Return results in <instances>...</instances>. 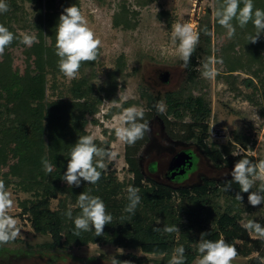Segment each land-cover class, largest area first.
Segmentation results:
<instances>
[{
    "label": "rangeland",
    "instance_id": "rangeland-1",
    "mask_svg": "<svg viewBox=\"0 0 264 264\" xmlns=\"http://www.w3.org/2000/svg\"><path fill=\"white\" fill-rule=\"evenodd\" d=\"M9 1L12 0H5L7 4H9ZM13 1L16 4V10L14 13L11 12L9 18L11 27L18 30L17 33L21 37L24 34L36 37V33L32 28L36 17L34 5L27 0ZM123 1H126L129 10L138 12L134 29L124 30L112 26V16L119 10V5ZM79 3L80 11L87 22V26L94 32L95 37L101 41L98 48L99 54L93 66L83 68L75 79H68L61 72L54 78L48 75L46 102L52 103L57 99L70 100L72 97L69 89L72 82L79 79H83L87 85L92 86L93 93L100 94L102 103L99 105L98 112L92 117L97 123H93L91 117H88V124L85 129L88 135L94 137V141L102 143L103 146L107 142L109 150L116 153L114 160L106 161L104 171L108 176L115 178L116 183L121 184V189L116 195L117 201L125 202L128 199L127 189L129 186L133 187V184L132 175L129 173L124 161V142L116 137L115 129L124 126L120 117L125 109L136 107L145 114L148 110L145 95L151 96L158 114L165 113L167 110L168 106L165 102V93L167 92L183 91L182 99L187 96L194 98L203 96L210 109L207 118L201 120L202 123L208 126L205 139L208 148L221 151L226 158L245 153L257 161L264 160V97L263 88L258 79L252 77L246 70L226 77L223 65L217 63L213 57L209 64L215 70L216 75L214 78H206L202 75L205 70L203 66L206 64L202 56L198 58L196 67L199 84L194 87L187 81L188 73L181 65L182 59L177 53L179 42L177 41V44L174 45L171 41L172 26L177 22L192 24L194 30L198 33L201 27L206 26L208 22H212V15L209 16L207 11L210 10L212 13L214 0H152L151 4L145 8H137L133 0H79ZM163 13H166V15H163V19H160L159 16ZM219 44L220 41L212 39L213 54ZM27 47L22 43L17 47L9 45L5 48L4 54L0 56V77L5 65L21 77L20 80L13 81L11 84L14 92L30 85L29 62H27L23 52ZM261 55L264 58V48ZM156 70L169 72L170 80L168 84L160 86L159 83L153 81L154 77L156 78L154 72ZM247 78L253 80L251 87L243 83V80H247ZM261 78L264 80V73L261 74ZM113 82L116 83V88L109 89L108 84H113ZM126 103L127 106L123 105ZM158 103L163 104V112L157 110L156 105ZM111 107L116 108L120 113H114L110 118H106L105 114ZM14 108L11 105L6 112L16 116L17 113L13 110ZM182 114L183 122L187 123L192 120L189 112H183ZM168 120L175 122L168 126L170 132L177 134L181 131V122L174 116H169ZM160 121V117L155 116L148 123L149 127L153 128L157 138H160L157 135L158 127L161 129L163 127ZM15 130H22L26 134L30 127L16 125ZM195 135L196 137L201 135L200 129L195 130ZM236 137L244 139L246 142L244 149L235 143ZM165 143L161 139L151 140L146 145L144 144L145 146H142L138 153L139 160L143 164V166L141 165L142 171L145 175L149 179L161 183H165V181L158 173H149L146 167L148 163L156 160L161 166L163 159L161 156L163 155L160 152L158 153V149L161 148L160 145ZM185 143L182 144H192L193 147L198 146L196 138ZM159 154L161 156L158 157ZM204 161L205 166L203 165V168L195 161L194 168L189 172V175L180 177L178 180L181 182L171 183L172 188H185L199 184L201 177H207L215 182L231 178L228 173L234 167V164L215 166L207 159ZM11 163L12 160L9 157L6 165L0 166V180L4 182L5 188L10 193V198L13 201V206L8 210V214L17 220L20 235L14 241L0 245V248H5L4 252L0 250V264H111L114 257L120 261H130L133 264L134 261L124 257L126 254L138 258L139 264H169L174 250L180 246H183V248L189 246L192 252L196 251L195 258L191 262V264H196L200 255L197 244L201 233H208L209 229H213L218 217L225 212L226 208L231 206V202L225 198V195L218 191L215 195L209 197L210 205L207 204L201 210L203 222L201 224L204 228L200 229L197 225H194L193 229H188L186 226L190 225V222L184 216H179V214H182L181 208L188 205L189 202L180 200L175 196L167 207L172 206L174 214L177 216V219L170 226L177 225L179 231L169 235V240L172 241L169 259H165L162 255L144 254L137 245L122 248L110 243H89L83 247L50 250L45 247L46 244L51 242L50 236L36 233L31 227L28 215H22L21 213L20 205L25 201L35 200V195L33 192L22 191L17 184V179L9 176L5 177V173L8 171L7 165ZM196 171H200V174L197 175L196 173L191 176V181H188L189 176ZM56 172L58 174V171L53 168L48 180L64 184L63 176L59 174L56 176ZM6 182H8V186H6ZM33 185L38 188L41 183L36 182ZM260 186L261 181L256 180L251 191L259 192ZM240 194L243 196V201L236 200V203L232 204L231 207L234 212L239 213L240 226L243 227L250 220L264 226V204L253 207L248 202V193ZM260 194L264 195V193ZM59 198L66 197L62 195ZM67 205L73 206L71 201L70 203L67 202ZM189 206L196 211L199 209L198 206L193 204H189ZM49 208L57 210L58 200L52 199ZM138 209L139 216L146 217L147 220L155 222L156 225L161 226L170 220V217L166 215V211L163 212L158 207L140 205ZM110 211V207L106 208L107 213ZM115 217L113 215L112 219L114 220ZM207 227L208 229H206ZM247 233L249 238L257 239L253 238V235L248 231ZM234 246H242L241 241H235ZM247 247H249V244ZM255 256V252L249 257L237 256L231 264H245Z\"/></svg>",
    "mask_w": 264,
    "mask_h": 264
},
{
    "label": "trees",
    "instance_id": "trees-1",
    "mask_svg": "<svg viewBox=\"0 0 264 264\" xmlns=\"http://www.w3.org/2000/svg\"><path fill=\"white\" fill-rule=\"evenodd\" d=\"M27 1L34 5L36 15L34 25H32L36 33V42L23 51L27 62H29L30 85L14 92L11 84L13 81L20 80L21 77L9 66H4V71L0 77V101H2L0 103V166L6 165L7 158L10 157L12 163L7 165L8 171L5 173V177L17 179V184L22 191L34 193L35 200L25 201L20 205L21 213L28 215L31 227L36 233L50 236L51 242L45 247L54 250L83 247L89 243H110L122 248L137 245L144 254L162 255L165 259H169L172 241L169 240L170 234H166L163 228L165 225L170 226L177 219V216L174 214L172 206L167 207V205L176 196L180 200H187L189 204L198 206V211L190 207L189 204L184 206L181 208L182 214L179 216H184L190 222L186 228L193 229V226L197 225L198 228L203 229L201 210L207 204L210 205L209 197L211 195L221 191L225 198L231 202V206L226 208L225 212L218 217L215 227L207 230L208 234L204 238L212 241L223 238L233 245L235 241H241L242 246H235L238 252L237 256L249 257L255 252L259 255L250 258L249 262L245 264H261V261L264 260V241L249 238L245 228L239 224V213L231 209L232 204L236 203V194L240 191V186L232 180V177L219 182L205 180L200 185L177 189L156 184L145 175L139 164L138 153L147 141L146 133L142 139H138L133 145L124 143V161L132 175L133 187L139 189L138 195L141 203L136 206L134 214L122 212L128 204V199L125 202L116 200L121 184L116 183V179L112 176L105 174L104 169L100 170L101 177L96 184L82 182L80 187H69L66 182L61 184L48 180L50 173L44 170L42 159L46 158L58 171V174L63 176L67 169V159L70 158L69 153L73 144L80 136L88 135L85 129L88 124L87 118L91 117V121L97 123L92 117L98 112L102 98L100 94L93 93L92 86L87 85L83 79H79L72 82L69 89L72 97L70 100L57 99L52 103L46 102L47 76L50 75L54 78L60 73L58 68L59 57L55 52L56 26L59 16L64 8L72 5L80 10V3L79 0ZM133 2L137 8H145L151 4L152 0H133ZM253 3L254 10L256 8L264 9V0H253ZM8 5L9 10L0 13V24H3L14 34L15 39L10 46L17 47L21 44L22 37L17 33L18 30L11 27L9 21L10 15L16 10V4L12 0L9 1ZM217 6L218 0H214L212 13L210 10L207 11L209 16L212 15V22H208L206 26L200 28L198 44L191 54L187 67H184L188 73L187 81L197 87L199 84L198 72H196L198 58L203 56L205 62L210 63L213 57L216 62L221 61L217 63L223 65L226 77L233 76L234 73L243 70L248 71L252 77L258 79L263 88L264 97V80L261 78V74L264 73V58L261 55L264 48V32L261 33L258 42L253 44L248 41L249 36L255 35L256 30L253 24L249 22L248 25L241 28L234 19L232 23L236 32L234 36L229 38L227 30L218 23L214 15ZM137 14L138 12L129 10L126 1H123L119 5V10L112 16V26L124 30L134 29ZM163 15L166 13L160 14L159 18L163 19ZM213 38L220 41L214 54L211 47ZM94 63L95 61L82 62L79 72L85 67L93 66ZM181 65H184L183 60ZM243 83L251 87L253 80L247 78V80H243ZM113 84H108L109 89L116 88V83L113 82ZM182 96L183 91L165 93V102L168 107L165 113L158 114L151 96L145 95L148 110L143 119L138 120V122L148 124L153 117L158 116L164 126L168 127L175 123L168 120L169 116H174L181 122V131L175 134V138L185 142H190L196 138L198 146L205 151L215 166L232 165L244 158L254 163L257 162L252 156L245 153L226 158L221 151L208 148L205 143L208 126L201 120L206 119L210 113L209 106L203 96L195 98L187 96L184 99ZM11 105L15 107L13 110L17 113L16 116L6 112ZM123 105L127 106V103ZM117 111L116 108L111 107L105 117L110 118L112 114L120 113ZM183 112L191 114L192 120L190 122L182 121ZM16 125L29 126L30 130L24 134L22 130H15ZM197 129L201 131L199 137L195 135ZM94 143L98 147L109 150L107 142L105 146L97 141ZM235 143L243 149L246 147L243 138L236 137ZM58 174L56 172L55 175ZM36 182L41 183V186L35 187L33 184ZM6 186H8V182H6ZM226 188L228 190H225ZM81 192L100 197L105 207L111 208L108 214L116 216L110 224L105 225L102 236H96L94 229L80 231L77 235L73 219L81 214V209L77 203L78 195ZM62 195L66 198H59ZM52 199L58 200L57 210L49 208ZM70 201L73 206L67 205V202L70 203ZM140 205L158 207L161 211H166L170 220L161 226L156 225L155 222L138 215L137 209ZM69 210L72 212L73 219H68L65 215ZM154 227L159 228L160 231H154ZM248 244L249 247H247ZM184 249L185 264H191L196 251L192 252L189 246ZM0 250L4 252L5 248H0ZM124 257L134 261L133 264L140 263L138 258L130 254H126Z\"/></svg>",
    "mask_w": 264,
    "mask_h": 264
},
{
    "label": "clouds",
    "instance_id": "clouds-1",
    "mask_svg": "<svg viewBox=\"0 0 264 264\" xmlns=\"http://www.w3.org/2000/svg\"><path fill=\"white\" fill-rule=\"evenodd\" d=\"M243 4V7H241ZM8 4L5 0H0V13L7 12ZM218 23L227 30L229 38L235 35L236 28L232 21L235 19L239 27L244 28L251 22L255 28V35L249 36L248 41L255 44L258 42L262 32H264V9L256 8L254 10L253 0H218V6L214 12ZM171 41L175 45L177 41V53L184 61L183 67H187L191 54L194 52L199 41V33L194 30L190 23H175L172 26ZM206 31V30H205ZM15 39L14 34L7 27L0 24V56L4 54L5 48ZM36 42L34 35L24 34L20 43L31 46ZM101 41L95 37L94 32L87 26V22L81 11L75 5L66 7L59 16L56 26V45L55 52L59 57V71L68 79H75L79 74L82 62H91L97 59L98 48ZM221 62V61H217ZM202 75L206 78H214L215 70L209 63L204 64ZM159 112L164 111L162 103L156 105ZM144 113L136 107H129L123 111L120 120L122 127L115 129L116 137L128 144L133 145L138 139H142L144 133L150 132L148 124L139 123ZM69 159H67V169L63 173L62 180L69 187H80L82 182L96 184L101 171L106 168L105 160H114L116 153L98 147L94 143L92 135L80 136L73 144ZM95 160V163H94ZM44 170L47 173L53 171V165L46 158L42 159ZM99 169V170H98ZM232 180L240 186V191L236 194V199L243 201L240 193H248V202L253 207L264 204V160L253 162L247 158L239 159L234 167L228 173ZM256 180L261 181L259 192L251 191ZM225 190H228L227 188ZM128 201L124 211L134 214L136 206L140 203L139 189L129 186L127 189ZM78 206L81 214L72 217L71 210L65 213L68 219H73L77 235L80 231L95 230L96 236H102L105 225L112 221V215L106 212L103 200L98 196L81 192L78 195ZM13 206L10 193L6 190L5 184L0 180V245L14 241L20 235V229L17 227V220L8 214V210ZM246 231L253 235V238L264 241V226L256 221H248L243 225ZM160 231L159 228L153 229ZM165 233L171 234L178 232L177 225L163 228ZM208 233H201L197 244L199 258L196 264H231L237 257L238 252L233 244L228 243L221 238L216 241L205 239ZM258 256L259 254L256 253ZM111 264H131L130 261H120L113 258ZM169 264H185V249L183 246L177 247ZM264 264V260L261 261Z\"/></svg>",
    "mask_w": 264,
    "mask_h": 264
},
{
    "label": "flooded vegetation",
    "instance_id": "flooded-vegetation-1",
    "mask_svg": "<svg viewBox=\"0 0 264 264\" xmlns=\"http://www.w3.org/2000/svg\"><path fill=\"white\" fill-rule=\"evenodd\" d=\"M154 72L157 78L156 79L154 77L153 79L154 82H156L157 84L159 83L160 86L168 84L170 80L169 72L161 71V70H156ZM162 126H163L162 129L158 127V133L159 132L160 133L159 134L157 133V135H159L160 138L155 137V132L153 131V128H151V126H150L151 131L145 132L146 138H147L145 145L149 143L151 140L157 141L161 139L162 141L166 142L163 145L158 144L161 146V148L158 149V153L160 152V154L163 155V156H161L160 154L157 155L158 157L159 156L163 157L162 162L160 161L162 163L161 166L158 164V160H156L155 162L148 163L146 167L147 172L158 173V175L165 181V183H161V182H157L152 179V181H154L156 184H161V185L169 186L172 188V186L170 185L171 183L181 182L178 180L180 177L189 175V172L194 168L195 161H197V164L199 163V165L202 168H203V165L205 166L204 160L206 159L209 160L211 163H213L211 159L206 155L205 151L202 148H200L199 146L193 147L192 144H189V145L182 144V143H185V141L175 138V133L173 134L172 132H170L169 127H165L163 123H162ZM182 152H185L191 157L192 164H191V167L188 169L186 168L187 164L185 166L177 167V165L179 164V160H177V156ZM145 154L147 155V153ZM139 164L140 166L141 165L143 166L140 160H139ZM179 172H183V174L178 175ZM196 173L198 175L200 174V171H196L194 174H191L188 178L189 180L188 179L186 180L191 181V178H192L191 176L195 175ZM173 174H175L174 178H172ZM205 180L209 181L210 179H208L207 177H203V178L201 177V182L199 184H195L191 186L200 185Z\"/></svg>",
    "mask_w": 264,
    "mask_h": 264
},
{
    "label": "water",
    "instance_id": "water-1",
    "mask_svg": "<svg viewBox=\"0 0 264 264\" xmlns=\"http://www.w3.org/2000/svg\"><path fill=\"white\" fill-rule=\"evenodd\" d=\"M177 160H179V164L177 165V167H180V166H185L186 164V168H190L191 167V157L186 154L185 152H182L180 153L178 156H177ZM183 172H179L178 175H182ZM175 177V174L172 175V178Z\"/></svg>",
    "mask_w": 264,
    "mask_h": 264
}]
</instances>
